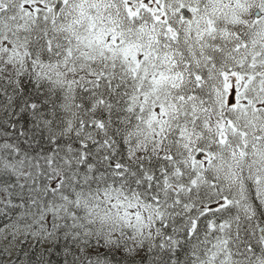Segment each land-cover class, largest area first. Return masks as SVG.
<instances>
[{"label":"snow or ice","instance_id":"obj_1","mask_svg":"<svg viewBox=\"0 0 264 264\" xmlns=\"http://www.w3.org/2000/svg\"><path fill=\"white\" fill-rule=\"evenodd\" d=\"M0 264H264V0H0Z\"/></svg>","mask_w":264,"mask_h":264}]
</instances>
